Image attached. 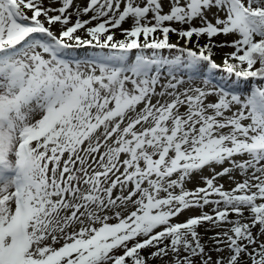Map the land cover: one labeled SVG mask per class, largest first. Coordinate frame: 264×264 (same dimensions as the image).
I'll return each instance as SVG.
<instances>
[{
	"label": "snow or ice",
	"instance_id": "1",
	"mask_svg": "<svg viewBox=\"0 0 264 264\" xmlns=\"http://www.w3.org/2000/svg\"><path fill=\"white\" fill-rule=\"evenodd\" d=\"M167 5L0 0V264H264V0Z\"/></svg>",
	"mask_w": 264,
	"mask_h": 264
},
{
	"label": "rangeland",
	"instance_id": "2",
	"mask_svg": "<svg viewBox=\"0 0 264 264\" xmlns=\"http://www.w3.org/2000/svg\"><path fill=\"white\" fill-rule=\"evenodd\" d=\"M45 2L47 4V0H45ZM86 2H87V0H74V4L80 5L81 7L85 6ZM55 6H58V5H55ZM168 10H169V8H168V5H167V0H165L164 11L167 12ZM89 15H91V13ZM87 18H88V16H83L82 17V19H87ZM73 19H75V17H73ZM209 19L212 20L213 23L215 22L214 19H213V17L211 15H209ZM194 24L196 26H199V21L198 20L197 21H194ZM123 27H125V28L129 27V23L124 24ZM173 27H179V25L173 24ZM185 27H187V25H185ZM236 38L237 37H235L234 35H229L227 37H225L224 35H220V36L214 37L213 40L216 42V44H220L223 41H226V40L227 41H231V40L236 39ZM176 41H177V39L173 43H175ZM181 44H182V42H181ZM215 49H218L219 52H220V54L223 57L225 56L226 53H230V52L234 51V49H232L230 47H223V48L216 47ZM80 53H81L80 54L81 56H84V55H92L93 54V50L90 49V48H88V49L82 50ZM135 54H136V52L134 50L133 53H132V55L134 56ZM175 54H176L175 52L172 53V55H175ZM165 55H169V53L168 52H165ZM225 78L228 79V77H225ZM241 87H243V85H241ZM203 175H209V173L207 171H205L203 173ZM237 179H240V177L237 176ZM217 182L218 183H223L224 184V187L226 189H230V188L234 187V184H232L226 177L218 180ZM197 185L203 186L202 181L200 180V177L198 175L193 177L192 181L187 184V187L189 189H191V188L196 187ZM189 214H198V212L189 213ZM180 219H184V216H181ZM202 235H204V234H202ZM207 237L204 236V241L203 242H207ZM213 257L215 258V253L213 254Z\"/></svg>",
	"mask_w": 264,
	"mask_h": 264
},
{
	"label": "trees",
	"instance_id": "3",
	"mask_svg": "<svg viewBox=\"0 0 264 264\" xmlns=\"http://www.w3.org/2000/svg\"><path fill=\"white\" fill-rule=\"evenodd\" d=\"M117 38H118V39H122L123 37L120 36L119 34H117ZM176 39H177V36H176V35H174V34H170V42L173 43ZM195 39H196V38L193 37V40H195ZM181 42H182V44H183V41H181ZM199 42H200V44H204V43H206V42H207L206 37H201ZM188 47H193V45H192V44H189ZM220 58H221V59H220ZM212 59H213V61H214L216 64H218V65H222V64H223V59H224V57L220 54V52H219L218 49H215V48H214V49H213V56H212ZM214 77L216 78L217 81H220L222 77H223V79L227 80L226 78H224V77H227L226 74L223 73V72H221V71H216V72L214 73ZM233 79H235V78L233 77ZM254 231H255V229H254ZM201 233L204 234L205 237L210 236V235L212 234V232H208L207 234H205V233H204V229H201Z\"/></svg>",
	"mask_w": 264,
	"mask_h": 264
}]
</instances>
